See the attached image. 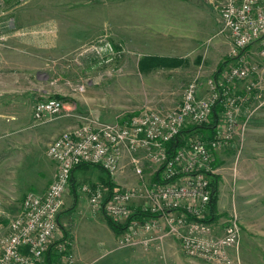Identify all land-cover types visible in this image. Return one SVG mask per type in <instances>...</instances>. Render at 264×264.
I'll list each match as a JSON object with an SVG mask.
<instances>
[{"label":"built area","instance_id":"2783aa9c","mask_svg":"<svg viewBox=\"0 0 264 264\" xmlns=\"http://www.w3.org/2000/svg\"><path fill=\"white\" fill-rule=\"evenodd\" d=\"M13 1L21 4L30 0ZM215 2L221 31L228 34L234 62L220 77L207 81L205 95L199 94L197 83L192 80L180 102L171 109L141 108L110 122L79 124L52 139L46 154L55 164L54 177L44 190L26 191L18 214L0 227V264H44V254L58 229L57 217L72 170L88 163L113 177L121 169L124 152L137 175L143 178V158L156 166L159 178L132 187L102 182L81 186L92 209L115 222L125 220L118 238L120 244L147 246L155 239L171 236L187 257L210 264H241L234 253L241 234L237 219L230 217L220 234L210 236L202 217L211 196L208 175L215 171L214 151L229 141L239 127L232 84L255 69L249 62L252 57L264 58V0ZM4 41L5 35L0 33V45ZM103 48L111 50L107 42ZM79 88L83 90L84 86ZM217 103L222 110L214 136L186 137L168 157L166 143L182 128L208 121ZM66 108L62 98L40 99L33 105V119H51ZM137 197L144 199L140 208L156 215L131 217L132 202ZM153 230L158 234L153 235ZM55 252L62 264H73L67 241L55 244Z\"/></svg>","mask_w":264,"mask_h":264},{"label":"rangeland","instance_id":"374dc122","mask_svg":"<svg viewBox=\"0 0 264 264\" xmlns=\"http://www.w3.org/2000/svg\"><path fill=\"white\" fill-rule=\"evenodd\" d=\"M81 1L89 4L99 0ZM185 1L182 9H176L173 13L180 27H185L196 42L187 51H177L171 57L143 56L142 51L148 52L146 46H142L140 52L134 41L128 44L121 42L119 28H114L112 36L108 32H99L71 55L62 60L49 61L50 66L39 67L31 77L18 75L16 87L20 91L22 86L24 90L19 95L23 96L27 110L37 100L56 95L68 102L69 107L56 117L42 121L32 118L31 127L35 129L64 116L71 117L70 125L65 128L68 129L82 123L117 120L141 108L171 109L180 102L185 87L192 80L200 88L207 87L209 79L220 77L234 59L230 55L228 34L221 31L217 3L215 0ZM69 3L48 8L41 0L21 4L3 0L1 6L4 14L0 20H14L18 25H23L28 20L43 19L42 15L47 10L54 18L60 13L58 19H69L66 16L70 15L75 1L70 0ZM118 5L125 7L127 1ZM131 30L142 31V28L135 26ZM105 42L109 43L111 50L103 48ZM249 62L255 69L246 78L232 84V95L237 98L236 119L239 127L229 141L214 151L217 199L215 210L211 212L208 205L202 220L209 227L208 235L215 236L221 233L230 217H235L241 229L240 239L234 247L235 256L241 264H264V58L252 57ZM80 85L84 86L83 90L79 88ZM26 109L22 107L18 111ZM207 135V132L195 131L186 137ZM50 141L37 140L38 144L33 149L25 147L26 142L19 143L7 150V155L0 157V184L12 180L16 185L0 202L8 211H17L25 192L37 190L35 182H44L48 178L47 173L54 167V162L46 154ZM147 164H144V171L148 175L140 179L138 185L154 179L157 168L148 167ZM73 171L74 177L66 192L72 198L73 190H77V196H84L81 186L87 182L106 183L110 178L112 184L119 185L97 165L89 164ZM142 206L143 203L132 202L134 208ZM210 213H213L212 218L207 220ZM8 220L0 216V227H4ZM123 223L125 220L120 222ZM86 225L92 226L89 222ZM47 251L50 256H56L53 264H62L57 260L53 240ZM44 255L45 259L47 252Z\"/></svg>","mask_w":264,"mask_h":264},{"label":"crops","instance_id":"0c3cea01","mask_svg":"<svg viewBox=\"0 0 264 264\" xmlns=\"http://www.w3.org/2000/svg\"><path fill=\"white\" fill-rule=\"evenodd\" d=\"M41 1L48 8L70 4V0H57L59 2L56 3L55 0ZM74 1L75 5L69 13L72 18L66 16L69 19H58L60 13L54 18L47 10L42 15L43 19L28 20L23 25H18L14 20H0V33L5 35V41L0 45V157L23 142L27 144L25 147L33 149L38 144L37 140H52L70 125L71 117L64 116L33 129L30 125L33 107L27 110L23 96L19 95L24 90L22 86L20 91L16 87L18 75L31 77L34 72H38L39 67L50 66L49 61L62 60L71 55L99 32H108L112 36L114 28H119L121 42L128 44L134 41L140 52L142 46H146L148 52L142 51L143 56L171 57L177 51L191 49L192 44L196 43L190 32L180 27L173 13L176 9H182L185 0H99L89 4L81 0ZM126 1L127 6L118 5ZM2 14L3 7L0 6V17ZM135 26L142 28V31L131 30ZM157 49L159 52H155ZM198 91L200 95H205L206 87H200ZM22 107L26 110L18 111ZM23 132L29 133L22 135ZM146 163L141 158L143 177L148 175L144 171ZM53 165L44 182H35L38 191L44 190L48 180L53 179L56 170ZM147 165L149 167L151 164ZM155 171L154 178H159V172L157 169ZM140 179L142 177L133 171L128 154L124 152L121 169L112 180L120 186L132 187L137 186ZM13 183L11 180L10 183L0 184V202L16 188ZM21 184L23 189V182ZM29 184L32 185L31 182ZM66 192L57 217L58 229L53 242H68L73 264H207L183 255L177 239L171 236L155 239L147 246L120 244L118 238L122 231H115L101 211L92 209L83 192L84 196L81 197L77 196V190H73V198ZM133 201L143 203L144 199L137 197ZM20 205L21 202L18 209ZM18 209L11 212L0 204V216L10 220L19 212ZM88 222L92 226H87ZM151 233L157 235L158 231L153 230Z\"/></svg>","mask_w":264,"mask_h":264},{"label":"trees","instance_id":"16d2710c","mask_svg":"<svg viewBox=\"0 0 264 264\" xmlns=\"http://www.w3.org/2000/svg\"><path fill=\"white\" fill-rule=\"evenodd\" d=\"M56 97H60L63 98L61 96L56 95ZM64 99V98H63ZM221 105L219 103H217L211 110L210 116L208 118V121L198 124V125H188L187 127H184L180 130V132L174 136L172 139H170L167 143H166V148H167V156L170 157L173 152L176 150L177 147H179L183 142L184 139L186 138L187 134L189 133H193L195 131H204L207 132L208 138H211L214 136V131H215V127H216V123L218 120V112L221 111ZM89 165L88 163H82L77 165L75 168H83L85 166ZM214 165V163H213ZM210 180H209V184H211L210 188H211V196H210V200H209V207L211 209V212L213 210H215V202H216V197H217V176H215L214 173L210 174ZM72 179V177L70 178V180ZM110 179V178H109ZM107 180L106 183H108L109 185H112L110 180ZM158 177L155 176L154 180H157ZM156 215V213H152L150 210L148 209H143L140 207H135L133 209V213L131 217H146V216H153ZM213 213H210V216L207 218V220L212 218ZM107 222L108 224L117 232L122 231L125 228V225H122L118 222H115L112 219L107 218ZM46 254V253H45ZM56 258V256H50L49 251H47V255L46 258L44 259L46 264H53L54 263V259ZM53 261V262H52Z\"/></svg>","mask_w":264,"mask_h":264},{"label":"bare ground","instance_id":"6f19581e","mask_svg":"<svg viewBox=\"0 0 264 264\" xmlns=\"http://www.w3.org/2000/svg\"><path fill=\"white\" fill-rule=\"evenodd\" d=\"M45 256V255H44Z\"/></svg>","mask_w":264,"mask_h":264}]
</instances>
